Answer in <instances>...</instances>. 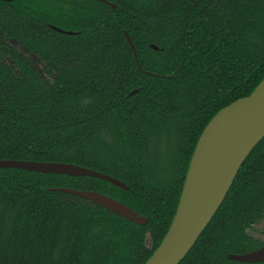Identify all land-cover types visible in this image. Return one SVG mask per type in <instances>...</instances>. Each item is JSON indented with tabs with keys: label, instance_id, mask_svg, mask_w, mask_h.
<instances>
[{
	"label": "trees",
	"instance_id": "16d2710c",
	"mask_svg": "<svg viewBox=\"0 0 264 264\" xmlns=\"http://www.w3.org/2000/svg\"><path fill=\"white\" fill-rule=\"evenodd\" d=\"M106 1L0 0V160L74 164L130 188L0 169V264H147L204 130L264 81V0ZM60 188L107 195L149 222ZM262 220L264 139L181 264H244L228 256L264 247L250 234Z\"/></svg>",
	"mask_w": 264,
	"mask_h": 264
},
{
	"label": "water",
	"instance_id": "95a60500",
	"mask_svg": "<svg viewBox=\"0 0 264 264\" xmlns=\"http://www.w3.org/2000/svg\"><path fill=\"white\" fill-rule=\"evenodd\" d=\"M98 1L107 3L106 0ZM53 29L72 34L55 26ZM125 35L139 64L135 45L130 36L127 33ZM152 48L159 51L154 45ZM23 49L27 51L26 48ZM139 67L141 68L140 65ZM238 118H241L240 126L233 138L223 146L221 157L204 169L200 157L205 146L226 122ZM263 139L264 81L252 95L221 110L204 130L192 157L175 219L147 264H181L187 258L224 204L242 166ZM0 169H21L73 178L93 177L130 190L127 184L113 176L74 164L0 160ZM57 191L79 196L139 226H145L149 222L146 216L139 215L129 206L107 195L70 188H60ZM228 259L244 264L264 263V247L247 254H230Z\"/></svg>",
	"mask_w": 264,
	"mask_h": 264
},
{
	"label": "bare ground",
	"instance_id": "6f19581e",
	"mask_svg": "<svg viewBox=\"0 0 264 264\" xmlns=\"http://www.w3.org/2000/svg\"><path fill=\"white\" fill-rule=\"evenodd\" d=\"M241 118L225 123L209 140L201 153V163L204 169L221 157V150L230 141L240 126Z\"/></svg>",
	"mask_w": 264,
	"mask_h": 264
},
{
	"label": "rangeland",
	"instance_id": "374dc122",
	"mask_svg": "<svg viewBox=\"0 0 264 264\" xmlns=\"http://www.w3.org/2000/svg\"><path fill=\"white\" fill-rule=\"evenodd\" d=\"M1 39L2 36L0 35V40ZM7 45L11 48H16L20 52H22L24 56L30 61L32 66L37 69L42 74V76H44L43 78L49 80L50 77L48 78L47 74H44V70L46 68L45 65L39 62V60L35 56L29 54L25 49H23V47L18 45V43L13 40H7ZM9 63L12 64V62ZM250 234L257 239L264 241V220L256 224L254 228L250 231Z\"/></svg>",
	"mask_w": 264,
	"mask_h": 264
},
{
	"label": "flooded vegetation",
	"instance_id": "af4514ba",
	"mask_svg": "<svg viewBox=\"0 0 264 264\" xmlns=\"http://www.w3.org/2000/svg\"><path fill=\"white\" fill-rule=\"evenodd\" d=\"M37 58V57H36ZM38 59V58H37ZM39 60V59H38ZM9 62H12V64H13V61L12 60H8ZM39 62H40V60H39ZM10 64V63H9ZM43 64V63H42ZM45 65V64H44ZM44 77V76H43Z\"/></svg>",
	"mask_w": 264,
	"mask_h": 264
}]
</instances>
